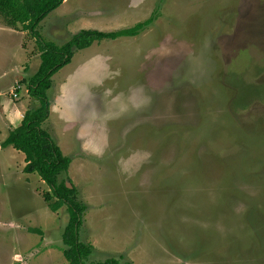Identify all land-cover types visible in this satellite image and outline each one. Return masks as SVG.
<instances>
[{
    "label": "rangeland",
    "instance_id": "rangeland-1",
    "mask_svg": "<svg viewBox=\"0 0 264 264\" xmlns=\"http://www.w3.org/2000/svg\"><path fill=\"white\" fill-rule=\"evenodd\" d=\"M71 2L39 21L43 39L61 44L81 25L117 29L155 12L127 39L105 37L75 50L47 89L51 112L43 127L66 152L83 153L86 139L94 148L86 182L71 183L86 204L82 221L92 212L87 233L103 240L105 251L92 250L90 258L264 264V0L64 4ZM144 4L146 12L134 15ZM38 45L28 29H0V89L7 96H14V79L15 94L22 93L36 71ZM21 62L27 69L17 80ZM3 162L0 193L7 192L8 204L2 200L0 218L12 208L19 232H0V264H21L12 262L14 250L28 264H68L66 205L52 210L56 197L45 199L49 185L37 172L27 183L9 171V158ZM29 225L42 233L29 229L27 237ZM110 240L123 253L107 250Z\"/></svg>",
    "mask_w": 264,
    "mask_h": 264
},
{
    "label": "trees",
    "instance_id": "trees-1",
    "mask_svg": "<svg viewBox=\"0 0 264 264\" xmlns=\"http://www.w3.org/2000/svg\"><path fill=\"white\" fill-rule=\"evenodd\" d=\"M63 0H0V14L4 23L16 27L18 23L28 29L39 41V64L34 73L27 79V92L38 101L35 107L26 109L19 125L10 129L2 145L11 144L25 154L24 171H35L49 185L45 199L51 196L56 200L50 208L56 210L66 205L68 220L62 234V252L68 264H133L130 260H122L119 254L103 260L90 258L93 245L79 237V227L83 219L86 204L77 198L76 186L68 175L71 157L62 152L49 132L42 127V122L49 115V98L47 89L51 85V75L61 66L70 61L74 50L89 46L93 41L102 38H116L121 35H135L148 26L155 12L134 24L111 30L97 28H80L69 39L61 44L43 39L36 29L39 21ZM262 27H256L260 32ZM63 174L64 176H61ZM36 229V228H34Z\"/></svg>",
    "mask_w": 264,
    "mask_h": 264
},
{
    "label": "crops",
    "instance_id": "crops-1",
    "mask_svg": "<svg viewBox=\"0 0 264 264\" xmlns=\"http://www.w3.org/2000/svg\"><path fill=\"white\" fill-rule=\"evenodd\" d=\"M67 1H69V0H63L58 6H61V5L64 6V7L73 6L72 2L70 4H68V5H65L64 3H66ZM145 6H146V4H144L143 7H137L138 10L135 12L134 15L138 16V15H141L142 13L146 12V7ZM141 10H144V11L141 12ZM146 17H148V16H146ZM137 21H138V19H137ZM84 27H85L84 25L80 26V28H84ZM80 28H78V29H80ZM0 29H2L4 31H6V30L10 31V30H17V29H22V28L21 27L20 28L11 27V26L6 25L5 23H0ZM73 33L70 32L71 35ZM69 37H68V39H69ZM119 38L120 39H122V38L123 39H127V38H129V36H125V35H122L120 37L118 36L117 38L111 39V41L116 42V41L119 40ZM99 41L95 40L90 45H92V44L94 45L95 43H98ZM90 45L87 46V47H84V48H88V47H90ZM84 48H80V49H84ZM80 49H76V51H78ZM76 51L73 52V54H75ZM26 69H27L26 66L23 65V62H21L20 66H19L18 75H16L17 80L22 78L21 73H22V71H24ZM2 72H4V71H0V73H2ZM14 80L16 82L15 83L16 85L15 86H11V88H10V92H12L13 95H14L13 97L7 96V92L5 93V90H3V88L0 89V176H2L3 169H5L4 168L5 165H4L3 161L7 157L10 160V166L8 167L9 171H11L12 173L17 174L18 176H21L22 178H24L25 182L28 183L29 180L33 177V175L36 174V172L35 171H24L23 167H24V165L26 163L24 152L19 150V149H17V148H15L11 144L2 145V142L6 138L9 130L20 124L26 109L31 108V107H35L37 105L36 99H34V98L31 99L32 97L27 92V87L26 86L24 87V90H23L22 93H20L18 91L15 94L14 89H16L17 86L20 87V84H17L16 79H14ZM52 84H53V82H52V79H51L50 87L52 86ZM25 99H26V103L24 102ZM31 101H33L32 104H31ZM49 102L51 103L50 100H49ZM50 112L51 111H50V105H49V115L48 116H50ZM64 115H66V113H63L61 115L62 118H64ZM47 118H49V117H47ZM45 120L41 124L42 127H43V123L45 122ZM48 132H49V134L51 133L50 136L51 135L53 136V134H52V132L50 130ZM52 138L55 139L54 136ZM56 143L59 144V141L56 140ZM59 147L61 148V150H62V152L64 154L69 155L71 157V161H70L69 166H68V174H69V177L71 178V180L73 182H75L77 178H80V179H82L83 181L86 182L85 177L82 174L85 173L84 166L86 165V163H88V162L90 163V161H88V159H87V157H88L87 153H90V149H94L92 143L89 144V139L88 140L86 139V142H85L84 146H82V149L84 151L83 153L66 152L63 149V147H61V146H59ZM2 149H4L5 154L2 153V151H1ZM91 153H93V152H91ZM10 157H11V159H10ZM3 193H5V194H3ZM0 194H2V195H0V201H1L0 204L3 205V201H2L3 199L7 200V204H8V194H7V192H2ZM11 211H12V208H10L9 214H8L7 217L2 218V219L0 218V232H4V233L8 232L11 237L15 238V237L18 236V234H16V233L19 232L16 229V226L19 223V220L15 219L12 216ZM91 215H92V212H88V211L85 212V219L82 221L83 225L81 224V227L79 229V237L84 242H90L93 245V250L98 249L99 251H105V250H102V249H104V244H103L102 237H100L96 233H92V232L87 233V229L85 228V224H87V222L90 219ZM25 222H27V221H25ZM33 228H35V227L34 226H30V225L27 226L26 228H24V230H26L28 232L27 237L29 235V229H33ZM37 229H40V231L42 233V229L41 228H37ZM24 236L26 238V234ZM117 247H118L117 246V242H113V241L110 240L108 245H107V250H117L116 249ZM99 248H101V249H99ZM121 248H122L121 250L120 249L117 250L118 251L117 253L123 251L124 247H121ZM121 253H123V252H121ZM125 255L129 259L130 254L128 252H125ZM11 260H12V262H13V260L15 262L16 261H20L21 264H28V262H30L28 259L24 258L23 254H21L19 251H16V250H14L11 253ZM129 260L132 263L134 262L133 258H130Z\"/></svg>",
    "mask_w": 264,
    "mask_h": 264
},
{
    "label": "water",
    "instance_id": "water-1",
    "mask_svg": "<svg viewBox=\"0 0 264 264\" xmlns=\"http://www.w3.org/2000/svg\"><path fill=\"white\" fill-rule=\"evenodd\" d=\"M67 185H68V186H71V183H70V182H67Z\"/></svg>",
    "mask_w": 264,
    "mask_h": 264
}]
</instances>
